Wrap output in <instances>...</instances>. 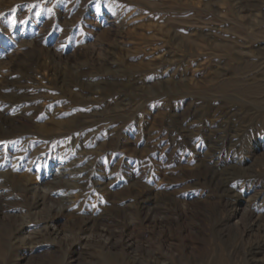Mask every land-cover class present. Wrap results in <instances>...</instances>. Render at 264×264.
<instances>
[{"label": "rangeland", "instance_id": "1", "mask_svg": "<svg viewBox=\"0 0 264 264\" xmlns=\"http://www.w3.org/2000/svg\"><path fill=\"white\" fill-rule=\"evenodd\" d=\"M0 264H264V0H0Z\"/></svg>", "mask_w": 264, "mask_h": 264}, {"label": "bare ground", "instance_id": "2", "mask_svg": "<svg viewBox=\"0 0 264 264\" xmlns=\"http://www.w3.org/2000/svg\"><path fill=\"white\" fill-rule=\"evenodd\" d=\"M212 164V163H211Z\"/></svg>", "mask_w": 264, "mask_h": 264}]
</instances>
